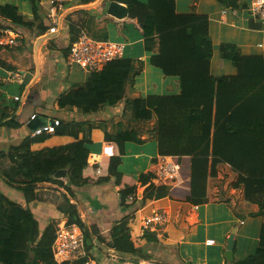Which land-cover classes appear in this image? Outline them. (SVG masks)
Returning <instances> with one entry per match:
<instances>
[{"label":"trees","instance_id":"obj_1","mask_svg":"<svg viewBox=\"0 0 264 264\" xmlns=\"http://www.w3.org/2000/svg\"><path fill=\"white\" fill-rule=\"evenodd\" d=\"M111 1L124 4L128 9L127 19L114 21L117 29L133 25L147 41L158 37L159 51L151 64L164 76L180 80L182 92L179 96H149L131 103L135 120L147 121L156 117L158 153L172 157L180 166L179 182L168 191L169 187L151 184L150 174L140 175L137 182L118 172L126 154V144H142L137 132L106 135L101 159L94 161L90 149L93 127L65 121H60L56 132L28 137L7 151L0 149V178L20 191L27 203L38 198L36 190L40 185L54 184L63 188L66 196L58 211L67 218L69 225L75 224L83 231L88 253L96 242L105 243L122 261L138 264L151 261L147 248L160 241L156 234L145 233L144 245L137 247L132 240L128 210H134L148 199L167 195L176 202L194 206L206 204L208 179L217 176L219 164H228L238 174L234 187H243L245 200L257 204L260 208L258 216L264 217V51L259 55H245L236 44L222 43L218 47L219 56L229 62L237 74L215 76L216 72H211L214 47L210 35L213 29L209 14L203 12L207 10L206 4L194 7L190 13L180 14L172 0ZM210 1V10L218 5L225 8L224 14L235 13L237 17L244 14L251 18L252 0ZM30 2L33 21L25 20L17 6L3 5L0 0V21L43 36L49 33V27L44 24L40 0ZM90 2L98 4L99 0H82L79 5ZM74 39H70V44ZM4 49L6 47L0 46V50ZM18 51L25 53L26 48L15 52ZM69 51L70 47L65 52L67 60ZM133 67L132 60H115L102 71L91 74L83 86L61 95L57 105L62 109L76 108L85 115L96 114L106 107L115 108L126 100L127 88L134 85L136 71ZM5 87L0 83V88ZM15 87L21 92L24 90L22 85L16 84L9 86L10 94ZM19 102L20 97L18 101L12 98L9 103L13 115L1 112L0 127H21L15 117ZM40 120L41 124L46 123V119ZM55 135L70 136L75 142L37 152L31 150L33 144L45 142ZM58 173H64L67 184L56 179ZM112 180L121 189L120 204L126 214L124 220L112 227L109 241L100 236L93 241L97 232L88 229L70 197L73 198L77 188L100 186ZM133 195L135 200L131 202L128 198ZM141 195L142 199L139 198ZM38 236V222L29 207L19 205L0 190V264H56L52 255L54 225L45 229L39 241ZM228 264H264V224L256 254L241 261L234 259Z\"/></svg>","mask_w":264,"mask_h":264},{"label":"crops","instance_id":"obj_2","mask_svg":"<svg viewBox=\"0 0 264 264\" xmlns=\"http://www.w3.org/2000/svg\"><path fill=\"white\" fill-rule=\"evenodd\" d=\"M172 1L175 2L176 11L180 14L190 13L194 7L206 4L207 10L203 12L209 14L210 27L213 29L210 35L214 47L211 72H216L215 76L230 77L237 74L236 69L219 56L218 47L222 43L236 44L245 55L263 53L264 26H259L252 18L244 14L237 17L233 13L236 18L224 14L225 8L218 5L214 10H210L212 6L210 0H198L197 3L195 0ZM1 2L3 5L17 6L25 20H34L30 0H1ZM49 2L50 0H40L41 13L45 20ZM111 2L113 1L99 0L98 4L90 2L77 5L67 13L57 34L46 33L39 36L38 33L18 30L9 22L0 21L3 27L0 30V46H5L4 39L8 37L9 29H12L22 36L23 48H26V52L22 54L19 51L15 52L16 49L14 54L0 51V83L6 86L0 88V118L2 111L13 115V107L9 103L12 98L15 100L16 97H20V105L15 117L21 124L19 129L0 127V149L7 151L19 146L24 139L33 138L32 127L40 124L41 118L46 119V122L58 119L62 122L92 126L93 144L90 149L94 161L101 159L103 148L106 146V135L115 136L123 132L135 131L142 144L133 142L126 144V154L122 158L118 172L132 177L137 182L142 174L153 175L154 163L160 156L155 137L157 119L154 117L147 121L135 120L131 103L135 99H145L149 96H179L182 92L181 84L179 78L166 77L160 69L151 64V59L159 51L158 37L147 41L133 25H126L122 30L117 29L114 23L116 19L107 14ZM44 24L47 25L46 21ZM256 25L260 28H252ZM80 28H85L90 36L98 39L122 44L128 39L129 44H125L123 59L132 60L136 71L134 85L127 88L126 100L123 103L115 108L106 107L90 115H85L76 108L62 109L57 105L61 95L83 86L91 76L88 72L74 73L69 70L68 60L65 57L66 49L70 47V39L74 34L77 35ZM3 64L13 67L14 70H8ZM26 74H30L31 78L27 85H23ZM9 75L18 76L20 79L14 84H6ZM16 84L24 87L22 95L15 94L14 91L10 94L9 86ZM33 115L36 116L34 121L31 120ZM73 142L75 139L70 136L55 135L45 142L33 144L31 150L37 152L46 148L66 146ZM56 179L62 180L65 184L68 182L66 176ZM237 180L238 174L228 164L222 163L217 166V176L208 179L206 204L194 206L190 203L176 202L168 195L160 199L146 200L143 205L134 209V212L136 209L139 210L133 226V242L137 247L144 245L145 241L139 234L140 220L153 211L160 210L167 213L169 222L164 229V235L159 240L175 251L178 264H228L225 253L231 238L235 242L234 259L241 261L248 258L250 251L259 243L264 217L258 216L260 208L257 204L245 200L244 188L234 187ZM0 185L4 194L32 211L38 222L37 241L41 239L50 224L55 227L59 220L67 219L58 211L60 203L42 198L43 194L52 193L57 199L64 201L66 191L63 188L54 184L40 185L36 190L38 198L27 203L20 191L6 185L1 178ZM170 189L171 187L167 188L168 191ZM120 190L112 180L100 186L89 185L77 188L73 198L69 196L71 203L77 206L88 229L90 231L92 228L96 229L97 235L93 236V241H96L99 234L105 241H109L112 227L125 217V208L120 204ZM139 198L142 199V195ZM208 240H214L215 244L208 246L206 244ZM89 255L98 264H109L107 255L112 258L117 257L120 263L130 264L129 261H122L105 243L96 242ZM119 261L117 264H120Z\"/></svg>","mask_w":264,"mask_h":264},{"label":"built area","instance_id":"obj_3","mask_svg":"<svg viewBox=\"0 0 264 264\" xmlns=\"http://www.w3.org/2000/svg\"><path fill=\"white\" fill-rule=\"evenodd\" d=\"M82 0H50L49 8L46 11V21L50 34L60 32L62 23L72 9L77 7ZM251 18L258 24L264 25V0H252ZM8 37L4 39V45L11 48H21L24 46L22 36L12 29L7 32ZM74 41L70 44L68 66H72L79 71L90 74L102 71L109 63L123 59L125 45L122 43L112 42L107 39H98L89 35L85 28H80ZM18 76L9 75L6 84H14L19 80ZM19 100L18 97L15 98ZM36 116L33 115L31 120L34 121ZM60 126V120L39 124L33 131V136H40L45 133H53ZM98 173V171H96ZM180 166L172 157L159 156L154 163V170L151 184L155 187H173L179 182ZM129 201H134L135 196H130ZM133 213L129 227L135 221L136 213ZM169 222L168 215L165 211L155 210L149 216L140 220L139 234L143 238L145 233H154L160 239L164 235V229ZM133 229L131 228L132 238H134ZM136 239V238H135ZM208 246L215 244L214 240L206 242ZM52 255L56 264H98L90 257L86 245L85 235L79 226L69 225L68 220L61 219L55 225V239L52 244Z\"/></svg>","mask_w":264,"mask_h":264},{"label":"rangeland","instance_id":"obj_4","mask_svg":"<svg viewBox=\"0 0 264 264\" xmlns=\"http://www.w3.org/2000/svg\"><path fill=\"white\" fill-rule=\"evenodd\" d=\"M114 40V39H112ZM125 41V44H129V41L128 39L127 40H124ZM113 42V41H112ZM124 44V45H125ZM2 47V46H1ZM3 47H6V49L4 50H0V51H6L7 53H12L14 54V50L15 48H11V47H8L7 46H3ZM22 48V47H21ZM19 49V48H18ZM17 50V49H16ZM125 54H127L125 52ZM69 70H70V67H68ZM72 72L74 73H79V72H83V71H79L76 67L72 66ZM15 94H19L21 95V90H19L17 87H15V89L13 90ZM50 122V121H49ZM5 187V186H2V188ZM0 190H1V185H0ZM42 198L44 200H48V201H52V202H55V203H60L61 205L64 203L63 199H61V201L59 199L56 198V196H54V194L52 193H46V194H43ZM135 209V208H134ZM204 211V209L202 208V212ZM133 212L134 210L133 209H129L127 214L129 215V217L131 218L132 215H133ZM135 225V222L132 223V226L131 228L133 229V226ZM134 230V229H133ZM92 231H96V229L94 230L92 228ZM99 236L101 237V239H104L102 237V235L99 234ZM160 241V240H159ZM165 243H161V242H157L151 246H149L147 248L148 250V255L149 257L151 256V261L150 262H147V261H144V262H141L139 264H178L177 262V255L175 253L174 250H172V248H170L169 246H165L164 245ZM259 248V243L257 244L256 247H254L251 251H250V254L249 256H254L256 254V251L257 249ZM107 259L109 260V264H117L118 263V259L117 257H113L110 256V255H107ZM115 260L114 262H112V260ZM120 263V261H119ZM120 264H123V263H120ZM130 264H138V263H133V262H130Z\"/></svg>","mask_w":264,"mask_h":264},{"label":"water","instance_id":"obj_5","mask_svg":"<svg viewBox=\"0 0 264 264\" xmlns=\"http://www.w3.org/2000/svg\"><path fill=\"white\" fill-rule=\"evenodd\" d=\"M107 14L113 18H115L116 20H125L128 17V9L126 6L117 3V2H111V4L109 5ZM31 75L30 74H26L25 78H24V83L23 85H27L28 82L30 81ZM30 126H32V124H30ZM39 126V124L33 125L32 130L34 131L37 127ZM57 178H63L65 177L64 173H58L56 175ZM234 249H235V242L234 240L231 238L228 242V249L225 253V258L228 262H232L234 260Z\"/></svg>","mask_w":264,"mask_h":264},{"label":"clouds","instance_id":"obj_6","mask_svg":"<svg viewBox=\"0 0 264 264\" xmlns=\"http://www.w3.org/2000/svg\"><path fill=\"white\" fill-rule=\"evenodd\" d=\"M107 151H111L110 149H107Z\"/></svg>","mask_w":264,"mask_h":264}]
</instances>
